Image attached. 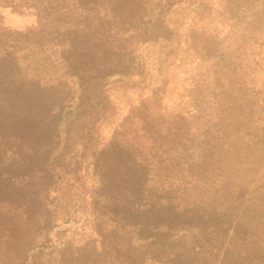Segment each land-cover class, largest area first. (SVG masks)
I'll return each mask as SVG.
<instances>
[{
	"label": "rangeland",
	"instance_id": "374dc122",
	"mask_svg": "<svg viewBox=\"0 0 264 264\" xmlns=\"http://www.w3.org/2000/svg\"><path fill=\"white\" fill-rule=\"evenodd\" d=\"M80 3L64 0V6L59 8L62 12L64 8L76 11ZM12 4L0 5V56L9 55L12 62L27 68L31 71H23L27 76L41 73V82L50 92L58 79L65 76L66 63L73 64L72 74L76 75L69 84L76 90L77 77L83 79L109 66L110 60H124L122 53L108 52L98 45L91 46L87 53L74 54V39L87 35L91 26L79 11L73 15L76 20L70 26L67 15L60 23L45 25L38 22L35 7ZM139 6L146 10L145 14L139 13V23L163 20L169 43L145 49L143 46L142 74L123 85L116 76L103 79L105 92L100 96L101 104L93 111L78 114L80 119L75 123L84 121L91 128L90 145L83 153L80 145L72 144L74 137L70 134L71 148L67 146L64 152L60 149L52 156L51 162L57 158V164L68 165L72 173L58 181L62 182L56 190L58 202L51 200L54 195L47 201L52 214L57 213L60 219L68 214L69 221L50 232L47 248L29 252L21 263L133 264L125 263L123 255L124 248L134 249L141 240L138 229H130L125 220L134 209L114 204L115 199H120L116 193L108 198L95 160H108V156L100 157L99 151L108 144L121 143L119 139L125 133L138 137L134 135L138 127L137 119H133L137 116L135 109L147 108L145 101L153 100L154 90L162 88L164 79L172 75V84L160 107L166 110V123L182 128L173 139L176 144L163 141V153L154 154L149 141L129 139L124 143L128 148L122 156L136 157V162L120 166L123 172H119L120 176L125 170L135 173V180L142 175L145 186L140 200L144 209L155 202L170 204L171 192L166 188L171 180L183 188H194L186 197V207L171 221L173 228L166 222L157 232L150 229L148 233L154 235L143 243L148 247V257L158 261L163 258L160 264H238L231 259V252L236 251L256 254L244 264H264V145L258 146L257 139L237 129L224 144L238 149L227 156L216 160L214 149L205 146L208 137L215 135L220 119L223 126L227 124L223 106L218 107L219 103L212 99L217 78L226 77L228 71L251 72L258 80L264 78V0H143ZM89 35L93 40L98 36L95 30ZM192 39L204 43L197 57L188 50ZM76 55L80 59L74 60ZM45 68L49 72L44 73ZM254 105L255 110L259 108ZM110 158L109 165H114L115 154ZM210 158L212 165H201L205 161L208 164ZM137 194L133 191L130 196ZM196 218L202 221L197 222ZM199 232L202 241L196 240L195 245L186 242ZM160 239L178 246L177 251L157 253ZM23 258L24 255L19 260Z\"/></svg>",
	"mask_w": 264,
	"mask_h": 264
},
{
	"label": "trees",
	"instance_id": "16d2710c",
	"mask_svg": "<svg viewBox=\"0 0 264 264\" xmlns=\"http://www.w3.org/2000/svg\"><path fill=\"white\" fill-rule=\"evenodd\" d=\"M78 1L81 6L76 11H79L86 24L91 26H88L87 35L74 39L75 46L71 47L74 54L87 53L91 46L98 45L108 52L122 53L124 60H110L107 62L109 66H104L83 79L77 77L79 82L76 90L69 84V80L76 75L72 74L73 64L66 63L65 76L58 79L55 89L50 92L46 84L41 82V73L27 76L23 72L29 71L27 68L24 69L17 61L12 62L9 55L0 56V264H22L29 252H40L47 248L51 242L50 232L60 223L69 221L68 214L66 218L60 219L57 213L52 214L48 208L50 195H54L52 201L58 202L56 190L62 184H58V181L67 179L72 173L68 171V165L57 164V158L51 162V158L60 149L64 152L65 148L71 145L70 134L74 137L72 144L75 147L80 145L83 153L87 150L91 128L87 127L84 121L78 124L75 122L80 119L79 113L86 114L101 104L100 96L105 92L101 81L112 76H116L121 85L134 81L135 76L141 75L145 68L140 56L143 46L145 49L169 43L170 36L166 34L167 27L163 20L139 23L142 20L139 13H146L145 8L139 6L143 0ZM4 3L35 7L40 24L55 25L66 15L69 22L67 25H72L76 20L73 18V15L77 14L75 10L68 11L64 8L67 12H62L61 7L59 8L64 6V0H20L17 4L14 0H3L0 5H5ZM144 5L143 3L142 6ZM94 30L98 35L95 40L88 38L90 31L93 34ZM201 47H204L203 42L192 39L188 47L189 53L197 57ZM73 59L80 58L76 55ZM43 71L45 73L48 69ZM225 75L226 77L217 78L214 82L212 99L219 103L218 107L223 106L227 124L223 126L224 121L220 119L221 124L215 135H210L205 143V146L209 145L210 149H214L216 160L227 156L233 149H238L237 146L228 148L224 144L229 135L234 134L237 129L245 130L251 138L257 139L258 146L264 145V78L258 80L251 72L243 74L228 71ZM170 76L172 75L164 79L162 88L154 90L153 100L145 101L147 108L142 105L143 111L135 109L137 116L133 119H137L138 127L134 135L138 137L131 138L125 133L119 139L121 143L108 144L99 151L100 157L108 156V160H95L108 198L116 193L120 199H115L114 204L120 208L127 206V209H134L131 216L130 212L127 213L125 220L130 229H138L141 240L134 249L130 246L124 248L125 263H162L161 257L159 261L158 258L148 257V247L143 243L153 237L154 233H148L151 228L157 232L158 227L164 226L166 222L171 226V221L186 207L187 195L194 190L193 187L183 188V185L174 184L171 180L169 188H166L167 192H171L168 196L170 204L155 202L144 209L145 205L140 200L144 195L145 186L142 175L135 180V173L128 174L125 170L121 176L119 174L123 172L120 166L126 165L127 162L132 165L136 162V157L122 156L123 151L128 148L124 143H128L129 139L149 141L150 151H154V154L163 153L160 151L162 142L172 143L182 129H179L180 126L175 128L171 123H166V110L160 107L162 98L168 94V86L172 84ZM254 104L259 108L255 110ZM73 114L77 117L72 118ZM73 124L75 125L72 128ZM219 134L222 136H218ZM112 154H115L116 158H113L114 165H109ZM206 163L205 161V164L201 165H212V158ZM126 168L131 171L127 166ZM138 173L136 171V174ZM123 191H126L125 195ZM133 191L138 193L136 197L130 196ZM112 214L114 218L118 216L116 212ZM195 221L202 220L196 218ZM156 232L155 235L160 236ZM196 240H203L201 232L186 242L195 245ZM177 247L170 244L169 240L160 239L157 243V253L164 255L170 251L176 252ZM22 255L23 260H19ZM255 255L232 251L231 259L238 264H244L245 260Z\"/></svg>",
	"mask_w": 264,
	"mask_h": 264
}]
</instances>
